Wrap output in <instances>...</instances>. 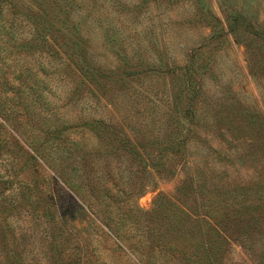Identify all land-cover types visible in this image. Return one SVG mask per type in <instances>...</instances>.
Masks as SVG:
<instances>
[{
	"label": "rangeland",
	"instance_id": "1",
	"mask_svg": "<svg viewBox=\"0 0 264 264\" xmlns=\"http://www.w3.org/2000/svg\"><path fill=\"white\" fill-rule=\"evenodd\" d=\"M0 264H264V0H0Z\"/></svg>",
	"mask_w": 264,
	"mask_h": 264
},
{
	"label": "trees",
	"instance_id": "2",
	"mask_svg": "<svg viewBox=\"0 0 264 264\" xmlns=\"http://www.w3.org/2000/svg\"><path fill=\"white\" fill-rule=\"evenodd\" d=\"M133 225L135 224V222H131ZM105 225L107 226V228L112 232L114 233L116 236H118L120 233H119V221H108L105 223Z\"/></svg>",
	"mask_w": 264,
	"mask_h": 264
}]
</instances>
